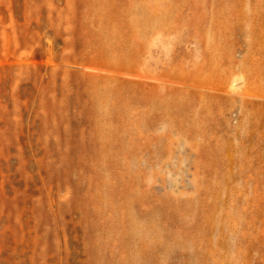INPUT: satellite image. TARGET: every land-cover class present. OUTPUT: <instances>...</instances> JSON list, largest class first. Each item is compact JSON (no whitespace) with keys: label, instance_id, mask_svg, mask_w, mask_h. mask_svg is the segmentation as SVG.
<instances>
[{"label":"rangeland","instance_id":"obj_1","mask_svg":"<svg viewBox=\"0 0 264 264\" xmlns=\"http://www.w3.org/2000/svg\"><path fill=\"white\" fill-rule=\"evenodd\" d=\"M0 264H264V0H0Z\"/></svg>","mask_w":264,"mask_h":264}]
</instances>
